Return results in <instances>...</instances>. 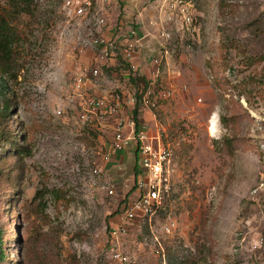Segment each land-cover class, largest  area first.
I'll use <instances>...</instances> for the list:
<instances>
[{
    "label": "rangeland",
    "instance_id": "rangeland-1",
    "mask_svg": "<svg viewBox=\"0 0 264 264\" xmlns=\"http://www.w3.org/2000/svg\"><path fill=\"white\" fill-rule=\"evenodd\" d=\"M190 1L197 31L175 33L159 63L154 36L124 58L113 3L99 30L65 0H35L33 16L0 1L18 34L0 71V264H115L111 230L138 197L135 157L105 155L136 108L175 150L174 189L159 219L128 225L117 244L134 264H264V0ZM169 216L178 228L165 235Z\"/></svg>",
    "mask_w": 264,
    "mask_h": 264
},
{
    "label": "built area",
    "instance_id": "built-area-1",
    "mask_svg": "<svg viewBox=\"0 0 264 264\" xmlns=\"http://www.w3.org/2000/svg\"><path fill=\"white\" fill-rule=\"evenodd\" d=\"M100 0H65V8L68 14H74L83 18L93 16L96 18L95 25L102 29L105 18L100 15ZM112 3L116 0H102ZM194 4L190 0H161L158 7L157 20L154 21L156 33L154 37L161 46V57L154 60L159 63L163 58H168L170 46L174 41L175 33L197 31L195 21ZM127 34L129 37L123 49L124 58L132 61L135 57V50L144 43L145 35L139 33L138 28H131ZM130 37H132L130 39ZM97 45L102 46L104 52H108L113 44L109 40H96ZM133 63L132 67L137 68ZM94 74H98L95 70ZM79 80V85L82 83ZM154 82H150V85ZM144 105L150 109L155 107L157 100L151 98V89L140 92ZM173 96L171 89L160 92V98L168 99ZM135 99L132 98L131 102ZM95 101H93V104ZM103 101L95 104L101 105ZM153 116L156 115L153 113ZM124 151L135 157L136 181L135 190L138 197L127 201L125 212L121 216L118 225L111 230L112 244L109 248V256L115 264H134L129 253H126L118 244L122 234L127 232V226L136 221L144 220L151 226L154 220L160 218L165 213L166 206L174 189V176L176 171L175 150L170 142H167L160 132L153 133L147 125L138 121L132 115L127 119L118 121L117 130L113 136L110 149L105 155L106 160H110L118 152ZM98 171V170H97ZM114 191L111 190V193ZM178 228L177 220L173 217L162 223V232L165 235H172Z\"/></svg>",
    "mask_w": 264,
    "mask_h": 264
},
{
    "label": "trees",
    "instance_id": "trees-1",
    "mask_svg": "<svg viewBox=\"0 0 264 264\" xmlns=\"http://www.w3.org/2000/svg\"><path fill=\"white\" fill-rule=\"evenodd\" d=\"M5 2L11 7L16 16L23 14L33 16L36 10L35 0H5ZM9 15L10 12L6 11V8L2 11L0 10V71L4 73H9L12 68L14 44L18 36L9 19ZM134 80L149 82L145 76L140 75H137ZM139 98H141V94H139ZM134 116L138 121H141L138 108L134 110ZM38 197H44L42 191L37 193L36 198ZM176 257L178 258V256ZM181 264H196L195 258L186 256L184 261H181Z\"/></svg>",
    "mask_w": 264,
    "mask_h": 264
},
{
    "label": "crops",
    "instance_id": "crops-1",
    "mask_svg": "<svg viewBox=\"0 0 264 264\" xmlns=\"http://www.w3.org/2000/svg\"><path fill=\"white\" fill-rule=\"evenodd\" d=\"M147 1L148 0H116L115 2H112L113 6H110L109 8L114 9L116 6L122 7L125 12V20L122 21L123 26L121 28L128 32L131 28L136 27L141 35L146 36L144 38L146 39L149 36H154L156 33L154 21L157 20L158 7L161 3V0H153V2L149 4H147ZM104 4L107 8L108 5H110L109 3L100 0V10L106 8ZM108 30L111 31L110 29Z\"/></svg>",
    "mask_w": 264,
    "mask_h": 264
},
{
    "label": "bare ground",
    "instance_id": "bare-ground-1",
    "mask_svg": "<svg viewBox=\"0 0 264 264\" xmlns=\"http://www.w3.org/2000/svg\"><path fill=\"white\" fill-rule=\"evenodd\" d=\"M215 121H216V118L213 119V124H212V126H210L211 130H215V127H216L215 126V123H216Z\"/></svg>",
    "mask_w": 264,
    "mask_h": 264
}]
</instances>
